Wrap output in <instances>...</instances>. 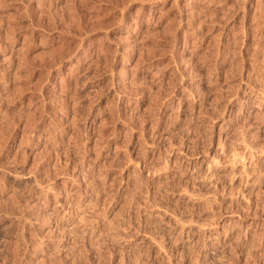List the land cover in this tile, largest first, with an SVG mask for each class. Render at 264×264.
Returning a JSON list of instances; mask_svg holds the SVG:
<instances>
[{"label": "rangeland", "instance_id": "rangeland-1", "mask_svg": "<svg viewBox=\"0 0 264 264\" xmlns=\"http://www.w3.org/2000/svg\"><path fill=\"white\" fill-rule=\"evenodd\" d=\"M0 264H264V0H0Z\"/></svg>", "mask_w": 264, "mask_h": 264}]
</instances>
